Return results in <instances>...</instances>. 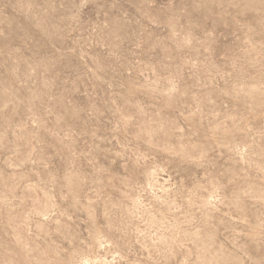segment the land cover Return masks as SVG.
Returning a JSON list of instances; mask_svg holds the SVG:
<instances>
[{
	"label": "rangeland",
	"instance_id": "374dc122",
	"mask_svg": "<svg viewBox=\"0 0 264 264\" xmlns=\"http://www.w3.org/2000/svg\"><path fill=\"white\" fill-rule=\"evenodd\" d=\"M0 264H264V0H0Z\"/></svg>",
	"mask_w": 264,
	"mask_h": 264
}]
</instances>
